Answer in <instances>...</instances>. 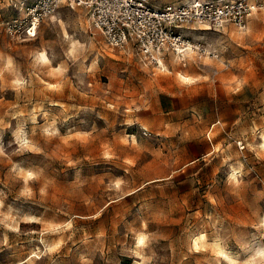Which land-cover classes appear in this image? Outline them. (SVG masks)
<instances>
[{
	"label": "rangeland",
	"instance_id": "374dc122",
	"mask_svg": "<svg viewBox=\"0 0 264 264\" xmlns=\"http://www.w3.org/2000/svg\"><path fill=\"white\" fill-rule=\"evenodd\" d=\"M225 25L153 75L83 7L0 24V264H264V5Z\"/></svg>",
	"mask_w": 264,
	"mask_h": 264
},
{
	"label": "built area",
	"instance_id": "2783aa9c",
	"mask_svg": "<svg viewBox=\"0 0 264 264\" xmlns=\"http://www.w3.org/2000/svg\"><path fill=\"white\" fill-rule=\"evenodd\" d=\"M63 4L86 8L92 27L109 47L132 43L144 65L163 69L168 53L183 64L191 54L197 60L217 58L218 54L202 42L193 41L189 30L230 23L244 31L249 17L264 5V0H185L162 6L147 0H18L11 5L22 13L1 23L14 38L34 37L40 23Z\"/></svg>",
	"mask_w": 264,
	"mask_h": 264
},
{
	"label": "crops",
	"instance_id": "0c3cea01",
	"mask_svg": "<svg viewBox=\"0 0 264 264\" xmlns=\"http://www.w3.org/2000/svg\"><path fill=\"white\" fill-rule=\"evenodd\" d=\"M15 1H18V0H0V10H5V12H9V13H17V15L21 14L22 11L18 10L16 7L11 5V2H15ZM58 9L56 11H58ZM0 17H1V13H0ZM124 47H131L132 49L135 50L132 43H128ZM171 58H176V57L173 54L168 53L164 59V63L166 62L167 59H171ZM145 66H147L149 69H151L153 75H155V70L162 71V70L166 69V66L163 69L155 68V67L148 66V65H145ZM158 104H159V110L167 111L170 108L171 100L168 99L167 97H163V95L162 96L160 95V99L158 101ZM141 128L147 130V128L144 126H141Z\"/></svg>",
	"mask_w": 264,
	"mask_h": 264
},
{
	"label": "bare ground",
	"instance_id": "6f19581e",
	"mask_svg": "<svg viewBox=\"0 0 264 264\" xmlns=\"http://www.w3.org/2000/svg\"><path fill=\"white\" fill-rule=\"evenodd\" d=\"M43 60H48V58L46 57V55H44V54H41V56H40ZM179 75H180V77H182L184 80H188L189 79V77H187V76H184L183 74H180L179 73ZM190 80V79H189ZM131 124V123H130ZM262 141H263V143H264V135L262 136ZM241 166V165H240ZM202 237H204L203 235H201L200 236V238H202ZM141 239V238H140ZM198 240H199V238H197ZM196 239V240H197ZM141 241H142V239H141ZM45 246V245H44ZM50 246V245H49ZM48 246V247H49ZM251 258V257H250ZM226 259H228V260H231V261H235V258L233 257V255H230V254H226ZM136 264H138V263H136ZM244 264H256L255 263V260L254 259H248V260H246L245 262H244Z\"/></svg>",
	"mask_w": 264,
	"mask_h": 264
}]
</instances>
